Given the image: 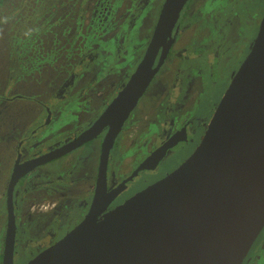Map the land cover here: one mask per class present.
I'll list each match as a JSON object with an SVG mask.
<instances>
[{"label":"water","instance_id":"95a60500","mask_svg":"<svg viewBox=\"0 0 264 264\" xmlns=\"http://www.w3.org/2000/svg\"><path fill=\"white\" fill-rule=\"evenodd\" d=\"M188 1H162L139 62L89 127L31 159L21 162L17 155L6 189L0 264H13L16 182L103 131L95 190L86 215L27 264H242L264 227V13L194 152L173 172L118 206L107 207L117 190L107 193L106 189L111 147L164 63ZM169 145L165 142L150 153L127 179L154 167Z\"/></svg>","mask_w":264,"mask_h":264},{"label":"rangeland","instance_id":"374dc122","mask_svg":"<svg viewBox=\"0 0 264 264\" xmlns=\"http://www.w3.org/2000/svg\"><path fill=\"white\" fill-rule=\"evenodd\" d=\"M162 1L3 0L0 8V259L6 224L4 179L11 170L17 135L26 136L44 118L42 106L58 113L65 109L70 94L93 93L95 88L94 92L104 90L103 81L111 79L115 87L116 81L139 62ZM188 13L169 63L154 81L173 82L177 89L185 75L182 69L177 70L179 62L184 68L197 66L189 73L202 79L195 85L198 105L190 109L194 117L190 131L198 140L207 129V126L203 128L204 123L209 117L211 120L253 43L264 13V0H193ZM121 31L126 38L119 39ZM101 78L100 85H95ZM165 91L168 92L167 88ZM162 124L168 128L167 122ZM133 125L136 123L127 129L131 134L138 130ZM38 135L32 136V142ZM134 140V136L127 137V149L120 151L116 163L120 174L127 173L131 167V155L123 151L133 148ZM53 141L45 139L35 150L44 149ZM94 147L92 142L78 148L71 159L65 156L49 165L60 171L67 169L62 177L56 173L58 188L63 187V178L71 177V172L83 175L92 171L97 157ZM147 147L146 142L145 150ZM180 158L179 150L170 153L156 171L144 173L142 178L157 177L174 168ZM108 171L114 175L118 172L112 166ZM140 183L135 181L131 187ZM79 185L81 188L85 183ZM77 195L83 196L82 192ZM21 202L20 195L19 210L28 209L30 215L38 211L35 199ZM81 207V202L75 199L68 218L79 217ZM47 223V218L42 217H27L20 222L25 238L19 240L17 233L13 264H27L43 248L55 243L59 233L54 238Z\"/></svg>","mask_w":264,"mask_h":264},{"label":"flooded vegetation","instance_id":"af4514ba","mask_svg":"<svg viewBox=\"0 0 264 264\" xmlns=\"http://www.w3.org/2000/svg\"><path fill=\"white\" fill-rule=\"evenodd\" d=\"M192 1L193 0H189L180 13L178 31L174 35L173 43L167 53L164 63L152 79V82L155 79L157 80V75L163 74V68L169 63V60L173 55V48H175L176 42L179 39V34L182 32L184 17L189 15L188 11L191 8ZM132 16V13H130L129 17ZM120 33L122 35L119 39H121V37L126 38V34H124L123 31ZM174 55H177V53H174ZM177 56L180 57V55ZM193 62L195 63V61ZM195 66L196 65L184 68L181 62H179L177 70L182 69V72L185 73V75H183L184 77L180 79L182 82L179 84L177 89H175L173 82H170V84H164L162 80L156 82L154 81L155 83L151 82L143 96L139 99L133 111L129 114L130 117L128 116L124 122L120 133L117 135L111 147L108 157L106 176L107 193L117 189L114 193H112V196L114 197L108 204V209L118 206L133 194L173 172L194 152L198 146L203 136H199L198 140H195L193 133L190 131L193 125L192 120L194 119L190 109H193L196 105H198L196 101L197 88L195 85L198 81L202 80L201 77L196 74H193L192 76L190 75L189 71L195 70L197 67ZM168 68L169 67L166 69ZM133 70H131V72ZM186 71H188L187 74ZM130 73L124 75V78H119V80L116 81L115 87H113L114 83L110 78L111 80H108V82L103 81V84L106 87L104 90L94 92L96 88L94 89L93 87L91 88L92 90L94 89L93 93L87 92L80 95L70 94V97H68L67 102L65 103V109L58 113H53L48 107L42 106L45 112L44 118L26 136L20 138V136L18 137L17 135V140L14 146V158L10 164L11 170L9 172V176L4 179V182L6 181L5 186L3 187L5 200L7 185L17 155H20V161L23 162L27 159L43 154L52 148L61 146L62 144H65L75 138L95 121L110 101L116 96L117 92L122 88ZM102 80V78L98 79L95 85L99 86ZM102 86L103 85L100 87ZM113 88L115 90H113ZM165 88H167L168 92L165 91ZM132 118L133 121L131 122ZM209 119L210 117L204 123L203 128L208 126L210 122ZM163 121L167 122L168 128H166L165 125L163 126ZM52 123H54V125H52ZM135 123L138 130L136 131L134 129L135 132L131 134L127 129ZM138 124L140 126L139 128ZM204 130L206 131V129ZM104 132L105 131L94 139L78 147L81 148L82 146L89 145L92 142L95 145L94 148L97 149V157L93 163L94 165L92 167V171L90 173H83V175H79L78 172H71V177L67 176L66 178H63V180L61 179L63 181V183H61L63 186L62 188H58L57 186L56 173L62 177L67 169L60 171L56 168V166L49 165H52L53 162H56L65 156H68L71 159V155L78 148L72 150L64 156L40 165L20 177L13 189V206L16 223L15 241L17 233L19 240L25 238V233L22 232L20 222L27 217H33L34 219L39 217L47 218V227L48 229H52V232L54 233L53 236L55 235L54 238L56 237V233H59L56 241L62 238L84 218L92 202L95 190L100 144ZM38 133L39 135L37 139L32 142V136ZM129 136H134L135 140L131 146H135L126 151L124 150L123 153L131 155L132 164H130L131 167L127 173L120 174L116 163L118 161V157H120V151L124 148L127 149V137ZM51 138L54 140L52 144L47 145L44 149L35 150L36 145L38 146V144L43 142L45 139L48 140ZM149 140L150 142H148ZM141 141L142 144L140 145L139 142ZM146 142L148 143V149L145 150ZM165 142H169L170 145L165 151L163 157L154 167L140 170L133 178L127 179L150 153ZM177 150L181 152V158L180 162L174 168L157 175V177L142 178V174L156 171L161 162H163V160L166 159L170 153ZM110 166H112V169L115 171L117 169L118 172L115 175L114 172L109 174L108 169H110ZM126 179L127 181L121 185V183ZM135 181H141V187L139 185L132 188L131 184ZM82 182H84L85 185L84 187L79 188V184ZM80 192L83 194L82 198H79L77 195ZM20 195L22 196L21 203L24 204L30 198L35 199L38 211L33 215H30L28 214V209L23 210L22 208L19 210V207H17V201ZM68 199H70V202ZM75 199L81 202L82 207L78 212L79 217L76 219H69L68 212L72 209V207H74ZM242 264H264V227L250 247L247 255L244 257Z\"/></svg>","mask_w":264,"mask_h":264},{"label":"trees","instance_id":"16d2710c","mask_svg":"<svg viewBox=\"0 0 264 264\" xmlns=\"http://www.w3.org/2000/svg\"><path fill=\"white\" fill-rule=\"evenodd\" d=\"M2 3H3V0H0V8H1V6H2ZM184 16V15H183ZM0 261H1V259H0Z\"/></svg>","mask_w":264,"mask_h":264}]
</instances>
